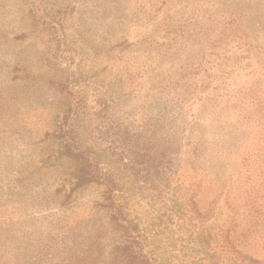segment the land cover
Segmentation results:
<instances>
[{
	"label": "rangeland",
	"instance_id": "obj_1",
	"mask_svg": "<svg viewBox=\"0 0 264 264\" xmlns=\"http://www.w3.org/2000/svg\"><path fill=\"white\" fill-rule=\"evenodd\" d=\"M231 1L237 15L261 16L213 32L225 14L205 6L222 0H0V264H126L98 190L62 183L68 160L42 166L55 142L46 131L82 91L89 120L125 113L184 143L192 134L178 133L217 103L203 99L227 86L264 91V55L239 76L203 68L264 22V0Z\"/></svg>",
	"mask_w": 264,
	"mask_h": 264
},
{
	"label": "trees",
	"instance_id": "obj_2",
	"mask_svg": "<svg viewBox=\"0 0 264 264\" xmlns=\"http://www.w3.org/2000/svg\"><path fill=\"white\" fill-rule=\"evenodd\" d=\"M205 8L225 14L213 32L238 30L244 18L261 16L237 15L231 0ZM253 27L209 52L203 68L236 76L256 70L264 22ZM222 89V99L214 92L202 100L217 101L207 116L192 118L190 132L178 133L192 134L184 143L125 113L97 118L93 112L89 120L82 91L58 105L46 131L55 142L42 166L68 160L62 183L98 190L94 206L109 215L112 252L126 264H264V91Z\"/></svg>",
	"mask_w": 264,
	"mask_h": 264
}]
</instances>
